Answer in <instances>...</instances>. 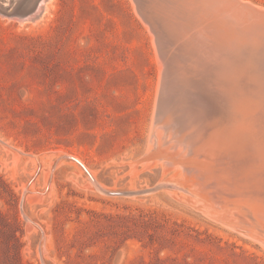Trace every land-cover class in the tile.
Here are the masks:
<instances>
[{"label": "rangeland", "instance_id": "1", "mask_svg": "<svg viewBox=\"0 0 264 264\" xmlns=\"http://www.w3.org/2000/svg\"><path fill=\"white\" fill-rule=\"evenodd\" d=\"M27 2L0 0V264H264V202L223 204L252 236L145 158L161 65L139 2L48 0L11 19ZM200 21L165 37L170 77L194 79L196 55L224 47Z\"/></svg>", "mask_w": 264, "mask_h": 264}, {"label": "bare ground", "instance_id": "2", "mask_svg": "<svg viewBox=\"0 0 264 264\" xmlns=\"http://www.w3.org/2000/svg\"><path fill=\"white\" fill-rule=\"evenodd\" d=\"M2 1L15 8L21 2ZM47 1L31 0L34 7L29 12L8 14L19 23L37 19ZM136 1L161 65L145 158L159 161L165 170L174 168L209 197L211 205L207 206L222 213L217 217L257 236L258 231L250 226L255 225L230 219L223 204L264 202V8L246 0H154L144 8ZM200 18L206 23L198 35L224 47L202 51V57L187 38L179 47L196 55L195 80L184 69L170 77L169 57L162 46L165 37L179 36L186 24L201 25ZM191 193L200 199V194Z\"/></svg>", "mask_w": 264, "mask_h": 264}, {"label": "water", "instance_id": "3", "mask_svg": "<svg viewBox=\"0 0 264 264\" xmlns=\"http://www.w3.org/2000/svg\"><path fill=\"white\" fill-rule=\"evenodd\" d=\"M0 8L6 11L7 10V5H3V4L0 3ZM25 12H23V13H25ZM8 13H17V11H15V9H12V10H9Z\"/></svg>", "mask_w": 264, "mask_h": 264}]
</instances>
